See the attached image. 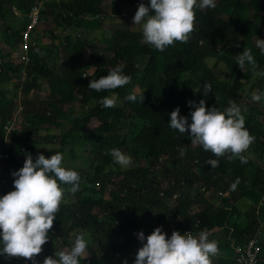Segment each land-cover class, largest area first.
I'll return each mask as SVG.
<instances>
[{"label":"trees","instance_id":"trees-1","mask_svg":"<svg viewBox=\"0 0 264 264\" xmlns=\"http://www.w3.org/2000/svg\"><path fill=\"white\" fill-rule=\"evenodd\" d=\"M41 1L0 0V21L14 17L10 7L27 20L16 35L0 29L8 47L0 50V154L7 155L1 159L0 198L15 190L12 173L23 167L25 154L35 160L39 154L50 158L59 152L62 166L76 171L81 180L75 194L62 185L65 198L39 264L46 257L55 258V251L70 249L80 231L89 240V254L81 264H135L142 247L138 234L148 236L157 227L168 238L173 231L182 235L206 231L210 240L218 241L217 264H233L234 247L258 237L264 219V109L253 104L242 112L246 129L255 137L243 153L247 163L225 156L218 158L216 168L206 162L217 157L202 146H192L189 133L169 127L170 114L179 108L180 116L191 124L195 108L189 101L198 105L204 99L206 108L223 111L229 101L238 106L250 103L257 87L264 93V76H254L248 65L241 70L235 58L248 47L256 71L264 72V55L255 42L258 35L264 40V0H218V8H196L188 42H176L163 52L142 42L140 25L111 27L123 22L126 6L144 0H112L109 5L105 0H61L46 4L59 29L46 32L50 44L35 39L48 16L41 9L39 23L30 33L29 61L12 63L6 58L21 45L30 25L28 15ZM115 67L122 68L131 83L111 91L88 88L90 80ZM44 83L49 98L24 100L25 122L7 135L18 98L13 89L25 96L38 95ZM205 83L212 88L207 96ZM10 90L12 96L6 95ZM129 94L136 95V102L125 100ZM112 95L118 97L116 107L99 103ZM78 105L89 110L75 115ZM94 120L99 125L89 131ZM49 145L51 149L43 152ZM113 148L131 157L129 167L113 162L109 154ZM237 178L240 183L232 190ZM212 197L219 199L217 205ZM242 203L248 208L243 210ZM260 243L264 255V241ZM0 264L22 262L0 256Z\"/></svg>","mask_w":264,"mask_h":264},{"label":"clouds","instance_id":"clouds-1","mask_svg":"<svg viewBox=\"0 0 264 264\" xmlns=\"http://www.w3.org/2000/svg\"><path fill=\"white\" fill-rule=\"evenodd\" d=\"M215 6L216 0H150L149 6L139 4L133 24L141 26L142 42L163 52L176 42H188L195 27L196 8ZM256 47L264 55V40L257 38ZM235 58L241 70L248 65L254 76H264V72L256 71V60L248 47ZM129 83L131 77L123 74L122 68L115 67L106 76L90 80L88 88L97 92L111 91ZM202 87L204 96L212 91L210 84L205 83ZM200 88L194 92H199ZM251 98L253 102H260L264 93H253ZM117 99L116 95L107 96L99 103L105 108H113ZM125 100L136 102L137 97L129 94ZM188 104L195 108L190 114L191 124L187 117L180 116V109L176 108L170 114L169 127L181 134L189 133L192 146H202L204 151L217 157L206 162L212 168L218 167V158L225 156L228 160L239 159L241 164H246L243 153L254 143L255 137L245 127L241 108L233 101H229L230 106L223 111L217 107L206 108L204 99L198 105L193 101ZM109 154L122 168L132 163L131 157L118 148H113ZM184 154L181 151V155ZM63 159L59 152L50 158L39 154L35 160L31 154H25L23 167L12 173L15 190L0 198V256L23 258L37 264L36 257L49 242L50 231L64 200L66 189L62 185H69L67 191L73 194L80 188V175L63 167ZM239 183L237 178L231 189L235 190ZM87 236L86 232H78L70 249L55 251V258L46 257L43 264H81V258H87L89 254ZM138 239L142 247L138 249L135 264H212V257L220 252L218 241L210 240L206 231L197 235L173 231L168 238L162 228L157 227L147 237L140 232Z\"/></svg>","mask_w":264,"mask_h":264},{"label":"rangeland","instance_id":"rangeland-1","mask_svg":"<svg viewBox=\"0 0 264 264\" xmlns=\"http://www.w3.org/2000/svg\"><path fill=\"white\" fill-rule=\"evenodd\" d=\"M61 0H42L39 4V7H40V10H45L46 12H48V16H45L43 17V21L41 22L39 28H38V32L37 34H35V39H38L40 38L41 40H39L42 44H47L49 45L50 44V40H49V37L46 35V32L48 30H51L53 31L54 33H58L59 32V29H58V26H57V22L55 21L54 17L52 16V13H51V8H48L46 6V4H54V3H58L60 2ZM112 0H105V3L107 5H109L111 3ZM141 3H144L145 6H149L150 5V0H144L143 2ZM138 6L139 5H136V6H126L125 7V10H127V16L123 18V22L119 25H111V27H113L114 29L115 28H118V29H127V28H131V27H137L134 26L133 24V19H134V16H135V13L138 9ZM215 8H218V0H216V6ZM213 8V9H215ZM11 10H13V13H14V17H12L11 15L9 17H7L5 20L3 21H0V29L2 31V28L6 29L7 28V31L12 34V35H16V32H20L22 30V27L23 25H25L27 23V20L23 17V16H19V13L17 10L13 9L10 7ZM203 10H206V9H203ZM221 13V11H219ZM150 15H154V13H150ZM0 31V33H1ZM3 36H1L0 34V50L2 51H6L8 49V47L5 46L4 42H3ZM258 39L260 40H263L262 37H260L259 35L257 36ZM256 38V40H257ZM255 40V42H256ZM144 43V42H143ZM146 44V43H145ZM22 46L19 45V43L17 44V46L14 48V50H12L11 52V56H9L8 58H6L7 60H11L12 63H16V64H20L22 63V58L24 57V55L21 53L22 52ZM90 55V50L89 49H86L85 51V58L88 59ZM26 61V60H25ZM27 62V61H26ZM2 91V88L0 86V93ZM13 91L17 92L18 93V98L17 100L15 101V104H14V120H15V124H14V127L16 129H19L20 128V124H23L25 122L24 120V117H23V108L25 107V105L23 104V101L24 100H29V101H33V102H41V101H45L49 98L50 96V93H49V90H48V86L46 83L43 84V88L41 90V92L37 95V94H34V93H31L29 94L28 96H25L21 93V91L19 89H13ZM12 91V92H13ZM12 92L10 90V92H7L6 95L8 96H12ZM253 93H256V94H260V93H263L261 91V89L259 87L255 88L252 93H251V96L252 97V94ZM251 102H243L241 103V105L239 106L242 110V112H245V111H249V107L252 106L253 104H256L258 107L264 109V98L261 99L260 102H253L252 101V98H250ZM120 104V103H119ZM251 104V105H250ZM76 112H75V115H83L86 111L89 110V107H82V106H76ZM99 125V122L97 120H94L89 126H88V130L91 131L93 129H95L97 126ZM48 149H51V146L49 145L48 147H43L42 148V151L45 152L47 151ZM2 164H1V161H0V170H2L1 167ZM111 188L108 189V191L110 190ZM65 198V196H64ZM213 199V203H215L216 205L219 203V199L218 198H215V197H212ZM242 206V209H247L248 206H246L245 204H241ZM263 213H264V210H263ZM262 224L259 228V232L257 234V236L262 240L264 241V219L262 220ZM219 237H223L221 233L217 234ZM145 237H147L145 235ZM217 256L215 257H212V262L214 264H217L218 262V258H216Z\"/></svg>","mask_w":264,"mask_h":264},{"label":"built area","instance_id":"built-area-1","mask_svg":"<svg viewBox=\"0 0 264 264\" xmlns=\"http://www.w3.org/2000/svg\"><path fill=\"white\" fill-rule=\"evenodd\" d=\"M30 19V25L28 26L26 32L22 39V54L23 60L29 61L27 55L29 52L30 45V33L38 25L40 19V7L35 6L31 13L28 15ZM0 73H1V62H0ZM15 120H9L6 126L7 135H9L14 129ZM7 155L0 154V161L2 158H6ZM235 260L233 264H264L263 261V248L260 243L259 237H251L244 244L237 245L234 247ZM41 254L36 257V262L39 264ZM21 260L22 264H32V261L25 260L23 258H18Z\"/></svg>","mask_w":264,"mask_h":264}]
</instances>
